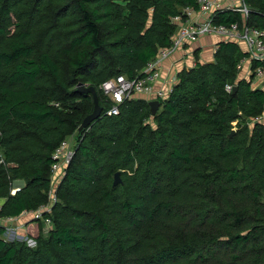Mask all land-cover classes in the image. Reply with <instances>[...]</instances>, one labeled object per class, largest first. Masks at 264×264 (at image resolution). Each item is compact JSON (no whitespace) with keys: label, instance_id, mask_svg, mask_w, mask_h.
Masks as SVG:
<instances>
[{"label":"trees","instance_id":"16d2710c","mask_svg":"<svg viewBox=\"0 0 264 264\" xmlns=\"http://www.w3.org/2000/svg\"><path fill=\"white\" fill-rule=\"evenodd\" d=\"M243 1L247 25L264 29V0ZM189 6L195 0H0V218L50 205L52 155L75 138L39 219L48 234L29 248L4 241L0 226V264H264V123L253 122L264 91L238 78L245 56L234 43L180 71L154 116L142 98L105 113L100 85L138 76L170 47V19ZM80 85L95 89L102 113L78 132L93 109Z\"/></svg>","mask_w":264,"mask_h":264},{"label":"built area","instance_id":"2783aa9c","mask_svg":"<svg viewBox=\"0 0 264 264\" xmlns=\"http://www.w3.org/2000/svg\"><path fill=\"white\" fill-rule=\"evenodd\" d=\"M227 0H195V6L185 7L180 14L170 19L171 24L175 28V32L171 37V45L165 49H159L156 56L142 72L132 79H128L123 75L116 76L103 82L99 89L102 95L108 100V108L105 113L107 116H114L119 113V106L131 98L152 96L153 99H165L167 97L166 90H171L177 79L171 76L167 80V89L165 91H153V84L159 80V68L161 63L167 59L175 50L187 43L197 42L204 36H216L228 42H241L244 44L246 52V60L251 64L264 63V29H258L247 25V19L250 9L242 0L238 6H227ZM223 11H232L240 15V22H231L228 24H220L215 22L217 13ZM250 75L253 79L264 82V66H257L251 69ZM169 85V88H168ZM233 86L226 85V92H231ZM256 118L253 122H259L262 119ZM69 138L60 143L54 151L52 158L54 163L51 165L52 174L58 173L62 179L64 172L72 158L73 146L70 145ZM20 187L14 188L11 194L14 195ZM48 206V205H47ZM50 211V207L46 209ZM39 212V210H38ZM28 212H24L21 217ZM42 211H40V214ZM19 216V217H20ZM16 218H0V226L2 222H12ZM50 226V221H44Z\"/></svg>","mask_w":264,"mask_h":264},{"label":"crops","instance_id":"0c3cea01","mask_svg":"<svg viewBox=\"0 0 264 264\" xmlns=\"http://www.w3.org/2000/svg\"><path fill=\"white\" fill-rule=\"evenodd\" d=\"M242 0H227L225 3V7L227 6H238ZM228 43V41H224L216 36H204L201 37L197 42L187 43L182 47L175 50L167 59H165L161 65L159 70V80H157L153 84V91H165L164 84L165 80H168L169 77L174 76L177 79V74L182 71L184 68L189 69L194 67L196 64H205L209 63L212 60L214 52L218 49V44L220 43ZM234 43L244 54V58L240 61L238 65L239 73L238 78L249 81L251 78L250 71L252 69V64L246 60V52L244 44L241 42H229ZM211 52V53H210ZM212 57V58H211ZM197 59V60H196ZM208 61V62H207ZM252 88L260 89L264 91V82L259 80H255L252 78L251 83ZM150 101L153 99L152 96L147 97H138ZM260 122L264 123V115ZM1 204V202H0ZM23 219V217L19 218ZM18 219V220H19ZM34 223V221H32ZM33 225V224H32ZM35 225V224H34Z\"/></svg>","mask_w":264,"mask_h":264},{"label":"rangeland","instance_id":"374dc122","mask_svg":"<svg viewBox=\"0 0 264 264\" xmlns=\"http://www.w3.org/2000/svg\"><path fill=\"white\" fill-rule=\"evenodd\" d=\"M214 54L215 52L213 53V55L211 53V56H213V58L211 57L212 60L209 61V63L214 61ZM205 64H208V63H205ZM165 83L166 84H164V89L166 90L167 80H165ZM168 88H169V85H168ZM168 94L169 93L166 90V95L168 96ZM69 142H70V145L74 147L75 138L70 137ZM60 178H61V175L58 173H54L51 176V189H50V197H49L50 205L55 201L54 191L56 190V187L60 182ZM20 186H21L20 182H15L13 185V189L17 187L19 188ZM50 205L41 208L39 212L38 211L28 212L25 216H23V219H19L21 218L20 216V217H17L15 221L13 220L12 222H2L1 227L5 229V232L1 236V238L8 243H13L16 245H25L26 247H29V248L35 247L36 239L38 238V236L46 237V235L48 234L50 230V227L46 225L44 220H39L42 216V213L46 212V209L49 208ZM40 211H42L41 214H40ZM32 221H34V223H32Z\"/></svg>","mask_w":264,"mask_h":264},{"label":"water","instance_id":"95a60500","mask_svg":"<svg viewBox=\"0 0 264 264\" xmlns=\"http://www.w3.org/2000/svg\"><path fill=\"white\" fill-rule=\"evenodd\" d=\"M77 90L80 93L89 94L92 98V101H93V109H92L91 113L88 114L82 120V122H81V124L77 130L78 132H80L83 129L87 128L93 121L97 120L101 116L102 108L99 106L98 97H97L96 91L93 87H85L83 85H80ZM235 91H236V87L234 86L232 89V92L234 93ZM148 105L150 107L151 116H154L156 111L159 108V102L156 99H152L149 101ZM119 183H120L119 174L116 173L114 176L113 186H116Z\"/></svg>","mask_w":264,"mask_h":264}]
</instances>
